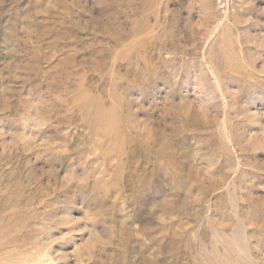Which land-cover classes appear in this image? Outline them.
Here are the masks:
<instances>
[{
	"label": "rangeland",
	"instance_id": "374dc122",
	"mask_svg": "<svg viewBox=\"0 0 264 264\" xmlns=\"http://www.w3.org/2000/svg\"><path fill=\"white\" fill-rule=\"evenodd\" d=\"M0 264H264V0H0Z\"/></svg>",
	"mask_w": 264,
	"mask_h": 264
}]
</instances>
